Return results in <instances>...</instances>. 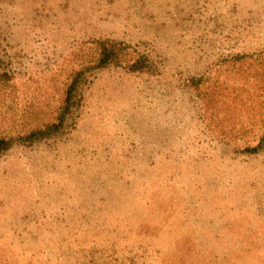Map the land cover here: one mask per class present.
<instances>
[{"label": "rangeland", "instance_id": "1", "mask_svg": "<svg viewBox=\"0 0 264 264\" xmlns=\"http://www.w3.org/2000/svg\"><path fill=\"white\" fill-rule=\"evenodd\" d=\"M100 39L63 131L0 154V264H264V0H0V135Z\"/></svg>", "mask_w": 264, "mask_h": 264}, {"label": "trees", "instance_id": "2", "mask_svg": "<svg viewBox=\"0 0 264 264\" xmlns=\"http://www.w3.org/2000/svg\"><path fill=\"white\" fill-rule=\"evenodd\" d=\"M97 45V57L94 60L86 61L83 66L78 69L71 79L67 82L61 103L59 104L55 117L52 120L44 122L40 125L31 127L15 135H0V154L10 148L13 142L18 141L23 144L31 145L42 139L53 137L63 131L68 118L73 113V110L78 106V97H81V86L87 81V72L91 69H103L111 64L118 62L119 55L124 47L118 43L109 39H100L96 41ZM264 54V51L258 52V55ZM244 55H240L242 57ZM146 57L140 56L133 59L129 63V68L132 70H140L146 64ZM9 74L5 69L0 67V83L9 80ZM81 84V85H80ZM264 148V137L261 136L255 145L245 146L244 151L248 153H258Z\"/></svg>", "mask_w": 264, "mask_h": 264}]
</instances>
